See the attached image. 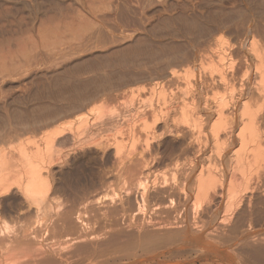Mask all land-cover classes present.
<instances>
[{
    "label": "bare ground",
    "instance_id": "bare-ground-1",
    "mask_svg": "<svg viewBox=\"0 0 264 264\" xmlns=\"http://www.w3.org/2000/svg\"><path fill=\"white\" fill-rule=\"evenodd\" d=\"M253 22L232 40L173 33L149 63L113 67L117 84L0 141V264H264Z\"/></svg>",
    "mask_w": 264,
    "mask_h": 264
},
{
    "label": "rangeland",
    "instance_id": "rangeland-1",
    "mask_svg": "<svg viewBox=\"0 0 264 264\" xmlns=\"http://www.w3.org/2000/svg\"><path fill=\"white\" fill-rule=\"evenodd\" d=\"M250 19L263 43L264 0H0V141L117 84L113 67L149 63L173 33L219 25L230 40Z\"/></svg>",
    "mask_w": 264,
    "mask_h": 264
}]
</instances>
